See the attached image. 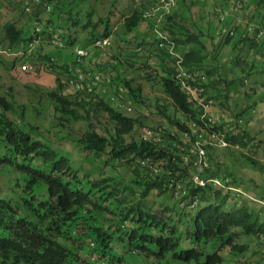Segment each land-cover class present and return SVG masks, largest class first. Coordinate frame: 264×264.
<instances>
[{
    "label": "trees",
    "instance_id": "trees-1",
    "mask_svg": "<svg viewBox=\"0 0 264 264\" xmlns=\"http://www.w3.org/2000/svg\"><path fill=\"white\" fill-rule=\"evenodd\" d=\"M117 1L0 0V9L11 16L4 18L0 32V69L22 75L14 74L16 78L27 75L24 82L9 83L0 91V165L12 171L9 176L0 171V219L8 211L24 215L8 236L3 235L0 264H99L90 255L106 264H225L226 254L247 251L241 233L264 234V220L247 205L225 207L231 187H239L227 177L234 162L214 159L215 145L206 139L215 131L230 143L224 150L234 161L244 141L254 139L256 148L263 142L256 136L264 133V118L258 117L254 136L247 127L241 131L238 120L253 112V104L243 105L244 96L251 97L261 87L264 98V66L262 75L253 70L256 59L264 61V0H139L133 5L121 0L116 6ZM106 2L111 5L101 13ZM242 10L248 19L244 24L234 18ZM188 14L189 26L184 23ZM117 15L120 22L113 28ZM36 26L43 53L35 45L33 52L25 48ZM25 31H30L27 37ZM102 37L108 40L98 43ZM224 47H229L225 68V63L212 65ZM82 48L86 55L77 51ZM50 49L62 55L56 57ZM8 51L20 57L8 63ZM229 66L238 67L240 74L228 75ZM84 71L90 87L71 75ZM140 72L159 82L167 101L152 103L145 96L136 80ZM189 87L199 99L186 94ZM239 87L242 95L234 93ZM124 97L133 104V113ZM216 101L221 113L215 122L209 121L206 107ZM169 105L185 120L173 118ZM223 112L235 119L236 132L222 135L227 120ZM37 117L54 139L38 136ZM188 120L206 131L202 144L207 162L190 143L195 134ZM73 122L85 129H73ZM174 124L187 138L183 131L172 135ZM141 128L150 133L143 134ZM64 139H72L78 150L92 151L99 163L97 176L79 173L71 162V148L60 152L58 144ZM114 163L131 173L139 188L136 198L112 181L117 174ZM108 166L114 171L103 174ZM152 190L175 192L186 213L174 216L164 200L160 207L148 204L145 197ZM108 200L114 201L111 207Z\"/></svg>",
    "mask_w": 264,
    "mask_h": 264
},
{
    "label": "rangeland",
    "instance_id": "rangeland-1",
    "mask_svg": "<svg viewBox=\"0 0 264 264\" xmlns=\"http://www.w3.org/2000/svg\"><path fill=\"white\" fill-rule=\"evenodd\" d=\"M120 1L115 2L114 5L116 6H120ZM136 2H139V0H132V1H128V0H123V5H128V4H134ZM111 4L109 2H106L105 5L100 8V12L101 13H106L107 10L109 9V6ZM244 14V10L239 11L237 13L234 14V18L236 20V22L241 21L240 23L244 24L245 21H248L247 18L243 17ZM250 15V14H249ZM189 14L186 15L185 17V21L184 23L189 26V24H191V20H189L188 18ZM7 17H11L8 12H3V10L0 9V32L2 31V26H3V20L4 18ZM27 17V14H25L24 18ZM257 17L253 18L256 19ZM21 22V20L17 21V24L19 25ZM32 22V21H31ZM114 22L113 28L115 26H118L119 22H120V18L118 17V15L116 17L112 18V21ZM183 22V20H182ZM65 24V23H63ZM241 24V25H242ZM31 26V25H30ZM66 26H64L65 28ZM191 31H195L197 32V28L194 25H191L190 27ZM62 30V29H61ZM77 30H80V28H77ZM30 31H25L24 33V37H27L29 35ZM158 32V31H157ZM159 34V33H158ZM63 35H64V30H63ZM133 36V35H132ZM209 38V37H207ZM206 41V39H205ZM208 43H210V41H208ZM81 46V43H80ZM132 46L131 43L127 44L126 48H130ZM224 51L221 53H219V60L218 61H211L212 65H216L217 62L220 63H225L226 59H225V55L227 53V51L229 50V47H224L223 49ZM42 51H46L45 48H42ZM0 52H2V54H4V48L0 47ZM49 52H51L53 55H55L56 57H59L60 55H62V52L59 51L58 49H50ZM7 58L5 57V61H7L8 63H11L12 60L17 59L18 57H20L18 55V53H11V51L7 52ZM254 57L253 54L251 55H247V58H249L251 60V58ZM90 59H93L92 56L89 57ZM246 58V60H247ZM261 59H256L254 61V65H253V70L255 71V74L257 75H262L263 71L262 69H260V67L264 66V61L262 59V57H260ZM244 61L241 62V64H243ZM263 62V63H262ZM227 63V62H226ZM226 63L224 64V68L226 66ZM227 70L231 71L230 73H228V75L233 76V75H239L240 71L239 68L236 66H229L226 67ZM31 70V69H30ZM136 71V69H134L133 71H131V74L134 73ZM14 74H17L16 71L10 72L7 71L5 69H0V83L3 85V88L0 91H3L9 83H14L16 81H21L24 82V80H26V76L24 77H20V78H16V76H22L20 74H17L16 76ZM139 78H137L136 80L139 81L145 96H149L152 100V103L154 101H159V99L161 100H168V97L165 95V92L163 91L161 85L159 84L158 81H154L151 82L150 79H147L145 76V73L140 72L138 73ZM258 76H255V78H257ZM42 78V77H41ZM228 78V77H227ZM32 80V79H31ZM18 83V85L21 84ZM245 86V90L249 89V85H248V80L244 83ZM240 88V87H239ZM263 88L261 87H257L256 91L253 93V95L251 97H246L244 96V98H242V102L243 105H252V108H249V110H251L252 115H247L246 117H243V119L240 121L239 125L241 126V131L242 130H247L249 132L250 135L254 136V132L255 129L260 125L257 122L258 117H262L264 118V98L262 97V95H260V91ZM238 90V87H237ZM251 90V89H250ZM214 92V91H211ZM234 92V90H233ZM234 93L236 94H240L242 95L243 93V88H240V91H235ZM234 95V94H233ZM158 99V100H156ZM124 101L126 102V104H128L131 108V110L129 112L133 113V104H131L128 99H126L124 97ZM220 105L218 104V101L214 102V105L211 106L210 105V116L211 119L216 120V116L218 113H221L219 110ZM255 107H260L259 109H253ZM170 111H172V108H170V105L168 106V113H170ZM227 113L223 112L222 116L227 118ZM158 119V121L165 123L166 122V118L161 117V116H156L153 115V118ZM173 117H179V113H175L173 115ZM45 119H48L49 121L51 120V118L46 117ZM41 119L39 117L35 118V122L38 126V136L40 137V135H44L45 137H49L51 139H54V134L49 132V131H45L46 126H44L41 121ZM228 120V118H227ZM146 121L148 123H150L151 121L146 118ZM247 124V125H246ZM263 126V123L261 124ZM247 127V129H246ZM249 127V128H248ZM72 128L73 129H81L84 130L85 126L83 124H81L80 122H73L72 124ZM233 129V132H236V130L234 129V126H227V124L223 125V130H222V134H225L226 132H230V130ZM141 132H143V134L148 135L150 133V130H145L141 128ZM74 133V136H78V133ZM256 137H262L263 138V142L259 143V147L256 148L254 145L257 143V141H254V139H252L251 141H244L245 145H242V152H236L237 158L236 161L230 165L227 168V172L233 176V180L237 183V185H239L240 187H242L241 190L238 189H233L229 192V197L227 198V202H226V206H240L242 204H245L249 207L250 211L255 212L260 219L264 220V133L259 132L257 134ZM58 146L61 149V153H63L65 148H71V162L73 165H75V167H79L81 169V171L79 173H87L89 174L91 177L93 176H97L98 175V160H96L95 155L92 153V151L89 150H85V149H81L78 150L77 149V145H75V143L72 141V139L70 140H61L58 144ZM235 146V145H234ZM235 148V147H234ZM249 157H253L257 159V163L254 165L252 164L250 161L247 160V156ZM214 159H217L219 161L225 160L227 162L231 161L230 156L227 154L226 150H224L223 148H215L214 149ZM114 166H117V174L115 176L112 177V181L115 182L116 184L122 185V186H126V192L131 193V196H133L134 198H136L138 196V186L132 183V177L131 173L129 171H127L122 165H118V163H114ZM109 167V166H108ZM110 168V167H109ZM220 172H224L223 166H221V168L219 169ZM0 171H3L4 173H6L8 176L11 174V170H9L8 167L6 166H1L0 165ZM114 171V169H111L106 171L103 169V174H107L109 172ZM80 176V175H78ZM0 183H3L2 180H0ZM1 185V184H0ZM164 200V203L168 206H171L173 208V215H179V216H183V213H186L183 209H181V207L178 205V200L176 197V194L174 192V194H172L171 192H168L166 194H155V190H152L150 193H148V195L145 197V201L152 205L154 208L156 207H160V201ZM111 202H114L112 200H108L106 201L107 204H109V206L111 207ZM240 230V229H239ZM240 239L242 242H245L248 244L247 247V251L243 254L239 253V255H232V254H226V252L228 251L227 247L222 249L223 253L226 254L225 258L226 261H224V263L226 264H247L246 261H250L252 264H264V234H260L258 237L256 235H245L243 233H241ZM185 246V245H184ZM118 249V248H117ZM120 250V249H118ZM89 253V252H88ZM96 255H90V260L91 261H98L99 264H106L105 262H103L102 260H96ZM246 260V261H243Z\"/></svg>",
    "mask_w": 264,
    "mask_h": 264
},
{
    "label": "clouds",
    "instance_id": "clouds-1",
    "mask_svg": "<svg viewBox=\"0 0 264 264\" xmlns=\"http://www.w3.org/2000/svg\"><path fill=\"white\" fill-rule=\"evenodd\" d=\"M46 8L48 9L47 5H46ZM32 24H35V22L33 21ZM49 29L50 28H48V31H50ZM33 32H34V37L29 36V40L27 41V44H26V47L25 48H27L28 50H30V51L33 52V46L35 45V47L41 53L45 52V51H42V48L43 47L40 45V43H41V36L39 35L38 32H41V29L36 26V28L34 29ZM163 36H164V34H161V37H163ZM53 37H54V39H56V34H53ZM107 40H108V37H104V38L102 37L100 39H97V42L98 43H105ZM20 46H23V45L20 44ZM77 51L80 54H82V55H86V50L84 48L77 49ZM85 72L86 71H84V72H74L71 75L73 76V78H75L76 80H78V83H84V84H86V85H88L90 87V82L88 80H86L85 78H83V74ZM184 90H185L186 94L189 95L190 97H192L194 100L195 99L196 100L199 99V97L196 95V92H195V88L194 87H189V88H186ZM210 104L211 103H209L207 105L206 109L210 108ZM120 106H123L122 103L120 104ZM128 110H131L130 106H128ZM175 113L176 112H174L173 109H172V111H170V114L172 115V117H173V115ZM208 116H209V121H214L215 122V120L211 119V116L210 115H208ZM216 118H217V116H216ZM179 120L184 121L185 120V117H182V116L179 115ZM234 122H235V119H228V120H226L224 122V124H227V126H231L232 127V126H234L233 125ZM239 123H240V120H238V124ZM186 125L191 130V132L193 133V135L195 134V138L193 137V139L190 141V143L193 144L195 150L198 152V154H197L198 157L203 162H207L208 161V156L206 155V150H205V148L203 147V144H202V139L205 138V133H206L205 129H203L198 124H196L194 120H188V121H186ZM168 127H171V126H168ZM170 129L172 130V135L175 133V134H177V135L180 136L181 132L183 131V135L186 136V138H187V134H185V131L184 130L181 131L176 124H174L173 127H171ZM222 130H223V127H222ZM222 135H224V134H222ZM206 139H207V142H210V141L215 142V143H213V142L210 143L211 145H215V148H223V149H225V145L228 146L230 144L227 141H225L224 139H222L221 137H219L218 134L215 133V131H211L210 135L206 134ZM217 141H218V143H217ZM200 147H203V149H200ZM234 147L236 148V145L235 146L232 145V148H234ZM241 150H242V148H241ZM213 156H214V150H213ZM230 158H231V161H233V162L236 161V160L235 161L233 160L232 156H230ZM146 165H148V164H146ZM194 175L195 174H191V178ZM228 175L229 176H227V177L233 178V176L230 175L229 173H228ZM194 178L196 180H198L199 182L202 183V180L198 179V177L196 175L194 176ZM233 189L241 190L242 187H240V186L239 187L238 186H233V187H231V190H233ZM189 207L192 208V204H190ZM22 220H24V215H21V214H19L17 212H14V211H8L6 213V217L3 218V219H0V244L5 240L4 237H3V235H7L8 236L10 234L12 228L15 225H17Z\"/></svg>",
    "mask_w": 264,
    "mask_h": 264
},
{
    "label": "bare ground",
    "instance_id": "bare-ground-1",
    "mask_svg": "<svg viewBox=\"0 0 264 264\" xmlns=\"http://www.w3.org/2000/svg\"><path fill=\"white\" fill-rule=\"evenodd\" d=\"M200 149H203V147H200ZM150 161V160H149ZM158 165H160V163L158 162Z\"/></svg>",
    "mask_w": 264,
    "mask_h": 264
}]
</instances>
